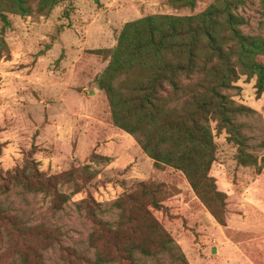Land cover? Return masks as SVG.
Here are the masks:
<instances>
[{"label":"rangeland","instance_id":"374dc122","mask_svg":"<svg viewBox=\"0 0 264 264\" xmlns=\"http://www.w3.org/2000/svg\"><path fill=\"white\" fill-rule=\"evenodd\" d=\"M229 1L242 22L236 29L264 39V2ZM26 2L27 16L0 18V172L35 167L46 176L59 174L55 190L65 199L56 202L51 191H37L23 180L0 181V264H219L215 249L203 255L196 244L204 238L184 225L194 262L175 243L172 224L164 229L178 250L136 253V233H123L136 212L127 200L121 208L113 203L138 182L170 188L184 179L169 167L154 169L136 139L112 126L96 86L124 23L152 15L193 16L212 0L189 6L180 0H56L43 13L37 12L38 0ZM253 60L264 67V52ZM118 82L126 81L118 77L113 86ZM255 82V75L239 74L221 91L243 110L228 114V125L208 119L214 144L208 174L226 197L224 209L211 204L217 216L224 222L228 215L242 219L238 237L225 230L226 237L237 244L236 253L253 261L248 264H264V227L255 213L264 215V92L256 95ZM238 150L248 160L243 166L236 163ZM25 172L29 177L31 170ZM179 197L182 205L186 193L180 190ZM240 202L247 205L236 211Z\"/></svg>","mask_w":264,"mask_h":264},{"label":"trees","instance_id":"16d2710c","mask_svg":"<svg viewBox=\"0 0 264 264\" xmlns=\"http://www.w3.org/2000/svg\"><path fill=\"white\" fill-rule=\"evenodd\" d=\"M180 1L189 6L194 0ZM38 2V13L56 4V0ZM27 4L26 0H0V18L4 19V13L27 16ZM232 4L229 0H212L205 10L193 16L152 15L124 23L107 54L106 66L96 79L112 126L136 139L154 169L169 167L178 171L194 197L221 227L225 222L214 211L217 206L211 204L217 202L224 209L226 197L216 190L215 181L208 174L214 160V144L207 122L218 119L228 125L227 115L243 110L232 106L221 93L239 74L255 75L256 95L264 92V67L253 60L264 52V39L244 36L236 29L242 22L230 12ZM118 77L126 82L113 86L112 81ZM244 157L238 150L236 163L245 165L248 160ZM34 168L0 172V181L7 185L23 180L37 191H51L56 202L63 201L65 198L55 190L61 176H46ZM28 169L29 177L25 175ZM125 200L131 203L136 218L131 221L133 225L123 228V233H136V253L147 256L152 250H178L164 229L182 221L185 214L176 188L138 182L135 191L113 206L121 208ZM118 236L126 238L124 234ZM179 258L185 263L180 252Z\"/></svg>","mask_w":264,"mask_h":264},{"label":"crops","instance_id":"0c3cea01","mask_svg":"<svg viewBox=\"0 0 264 264\" xmlns=\"http://www.w3.org/2000/svg\"><path fill=\"white\" fill-rule=\"evenodd\" d=\"M175 188L179 191L181 190L183 193H186V201L182 204L186 215L184 221H179V223L176 222L170 225V228L173 229L174 233L172 234V237L175 243L180 247L184 255L189 260V252L192 254L190 255L189 253V256H191V260L193 262L195 261V255L186 237L188 230H186L183 225L185 227H191L194 230V234L198 238H204V245L201 243L196 244L201 249L203 255H209L212 250L215 249V254L217 255V258H219V260H217L219 264H248L249 262H253L248 259L246 255H243L242 253H236L237 244H235L230 238L226 237L224 233V231L227 230L231 237H238L240 231L239 223L242 221L240 216L237 214L233 215L234 219H232L233 216L231 217L228 215V218L225 219V225L221 227L214 222L212 217L205 211L202 205L194 197L185 180H182V183L177 184ZM240 199H243V197H240ZM246 205L247 204L243 202H240L239 204L237 203L236 211H239L240 208H245ZM255 213L257 214L258 221H260L264 227V215H260L257 212ZM166 228L170 230L169 225L166 226ZM179 228L180 231L178 230ZM262 231L263 230L260 229V233H262ZM261 236H264V233H262ZM225 243L229 244L228 249L223 246Z\"/></svg>","mask_w":264,"mask_h":264}]
</instances>
